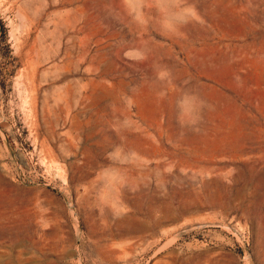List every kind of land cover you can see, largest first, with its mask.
<instances>
[{
  "label": "rangeland",
  "instance_id": "rangeland-1",
  "mask_svg": "<svg viewBox=\"0 0 264 264\" xmlns=\"http://www.w3.org/2000/svg\"><path fill=\"white\" fill-rule=\"evenodd\" d=\"M0 19V264H264V0Z\"/></svg>",
  "mask_w": 264,
  "mask_h": 264
},
{
  "label": "trees",
  "instance_id": "trees-1",
  "mask_svg": "<svg viewBox=\"0 0 264 264\" xmlns=\"http://www.w3.org/2000/svg\"><path fill=\"white\" fill-rule=\"evenodd\" d=\"M6 27L4 26V23L0 19V44H3L4 46H8L7 44V36H6Z\"/></svg>",
  "mask_w": 264,
  "mask_h": 264
}]
</instances>
